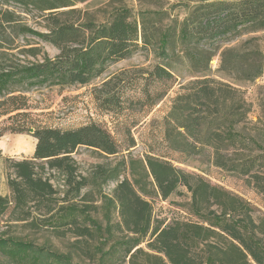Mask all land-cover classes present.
I'll return each mask as SVG.
<instances>
[{"label":"trees","instance_id":"16d2710c","mask_svg":"<svg viewBox=\"0 0 264 264\" xmlns=\"http://www.w3.org/2000/svg\"><path fill=\"white\" fill-rule=\"evenodd\" d=\"M4 1L47 12L44 14L50 26L46 32L22 31L50 44L58 54L28 63H0V117L20 118L10 131L32 130L36 139L31 158L11 161L7 173L10 195L0 196V221L11 211L18 213L13 221L26 222L33 211H38L40 221L58 234L67 229L76 237H95L100 243L94 256H100L93 264H105L107 256H129V264H133L144 242L152 252L147 254L146 264H264V217L256 222L246 200L174 165L182 158L201 157L207 152L211 166L246 177L264 196V150L253 137L236 130L250 112L243 93L207 75L195 76L183 84L175 73L182 60L189 69H207L210 57L204 59V51L193 46L196 42L228 35L246 24L264 30V0H197L194 5H185L181 21L169 19L163 10L135 12L122 7L113 9L102 22L74 8L85 0ZM166 16L168 25L155 21ZM140 49L150 51L160 62L150 69L124 70L108 76L94 92L98 106L105 111L124 116L135 114L133 109L138 108L147 116L178 86L168 100L169 106H164L163 115L158 121H150L142 160L130 155L129 149L136 145L133 138L128 145L119 144L95 122L62 130L31 127L26 121L27 113L21 112L29 108L25 90L87 86L111 64ZM230 64L237 74V61ZM245 66L249 70L244 80L258 77L262 69L260 64ZM19 87L25 89L17 90ZM140 121H134L132 127ZM79 147L105 157H121V171L97 165L90 174L83 175L72 158ZM125 151L127 156L123 155ZM133 162L141 164L145 179L163 200L179 186L184 187L190 194V212L198 220L176 217L166 224L156 220L147 200L149 193L137 178L132 182L127 177L132 175ZM109 181L116 184L112 196L100 194L105 222L102 226L87 213L91 207H80L79 202H86L88 197L83 189ZM115 209L119 221L111 224ZM115 233H120L121 239L103 252ZM0 254L18 264H71L67 257L20 239L0 238Z\"/></svg>","mask_w":264,"mask_h":264},{"label":"rangeland","instance_id":"374dc122","mask_svg":"<svg viewBox=\"0 0 264 264\" xmlns=\"http://www.w3.org/2000/svg\"><path fill=\"white\" fill-rule=\"evenodd\" d=\"M197 0H85L78 3L74 8L80 9L86 17L96 22L103 19L115 8H129L137 11H159L163 10L169 14V19L181 21L184 17L186 4L194 5ZM179 2H182L179 4ZM184 5V6H182ZM47 12L39 11L33 7L23 6L0 0V63L10 64L23 62H34L41 60L44 56L53 58L58 51L50 44L42 41L29 32L22 29L44 33L50 22L46 19ZM162 25H168L169 20L163 17L155 19ZM22 31V32H20ZM193 46L204 51V59L210 57L206 70H194L185 66L182 60L176 70L177 80L186 83L195 76H204L228 83L243 93V98L250 107L247 118L236 127V130L244 135L253 137L264 150V30L246 24L239 27L235 32L218 37L212 40H202ZM236 60L238 63L237 74L232 69L230 62ZM160 60L148 50H137L129 57L111 64L106 72L99 78L93 80L87 86L71 87H35L25 90L23 95L28 98L29 108L26 121L31 127L48 126L62 130L76 129L88 122H95L106 129L119 144L128 145L131 138L136 145L129 149L134 160H142L146 149V143L150 136L151 119L159 120L164 113V106H169V99L174 96L175 86L172 92L168 93L157 103L153 111L145 116L134 108L133 115L119 116L114 112L101 109L95 99L94 89L98 87L106 77L118 74L124 70H145L150 69ZM245 63H251L262 69L258 77L244 80L243 76L249 70ZM23 91L25 88H16ZM131 94V93H129ZM19 112V113H21ZM138 113V114H136ZM14 114V113H13ZM11 114V115H13ZM8 116L0 117V196L9 197L7 186V173L11 168V161L31 158L34 153L36 139L30 132L14 133L10 129L16 127L21 121L20 118L8 120ZM22 118V117H21ZM124 120L128 124L122 123ZM141 120L136 127H132L134 121ZM130 123V124H129ZM258 152V151H256ZM260 152V150H259ZM127 152H123L126 155ZM83 175L90 174L97 165H102L106 170L117 168L121 171V157H105L87 147H79L72 154ZM128 158V157H127ZM126 158V159H127ZM178 158V157H177ZM173 159H176L174 156ZM129 160H127L128 163ZM174 165L185 173L198 175L208 180L212 185H218L224 189L240 196L252 207L251 216L258 222L264 217V196L257 193L249 179L238 176L210 165L208 153L201 157L182 158L181 162H174ZM132 173L127 177L133 182L137 178L140 186L149 193L147 200L153 207V215L156 220L169 223L173 218H184L185 220L197 221L198 218L190 212V194L179 186L177 191L166 200L161 199L155 192L154 187L146 180L142 166L139 162H133L130 166ZM49 173V171H47ZM122 177H119L121 180ZM101 180H97L99 183ZM115 181L98 186H88L82 193L88 194L86 202H79L89 205L90 214L98 220L102 226L105 222L102 218L100 194L112 196ZM41 207V206H40ZM95 207V208H94ZM17 212L9 211L0 221V238L20 239L30 242L38 248H44L47 252L58 256L67 257L71 264H93L100 254H96L99 243L95 237H76L72 231L60 230L56 233L52 228L45 226L40 221L38 211H33L26 222H15ZM119 221L117 210L111 212V224ZM94 233V232H92ZM125 235V233L123 234ZM120 233L113 234L108 243L103 247V252L121 239ZM131 237L132 235H128ZM148 239V238H147ZM141 253L133 260V264H146L147 254L152 252L146 247V242L139 246ZM0 264H18L0 254ZM105 264H129L127 257L105 258Z\"/></svg>","mask_w":264,"mask_h":264},{"label":"water","instance_id":"95a60500","mask_svg":"<svg viewBox=\"0 0 264 264\" xmlns=\"http://www.w3.org/2000/svg\"><path fill=\"white\" fill-rule=\"evenodd\" d=\"M29 132L32 133V130H30Z\"/></svg>","mask_w":264,"mask_h":264}]
</instances>
